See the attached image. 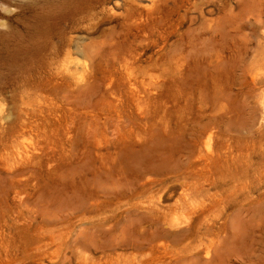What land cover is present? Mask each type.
Returning a JSON list of instances; mask_svg holds the SVG:
<instances>
[{
	"label": "rangeland",
	"instance_id": "1",
	"mask_svg": "<svg viewBox=\"0 0 264 264\" xmlns=\"http://www.w3.org/2000/svg\"><path fill=\"white\" fill-rule=\"evenodd\" d=\"M111 1L0 0V264H264L262 0Z\"/></svg>",
	"mask_w": 264,
	"mask_h": 264
},
{
	"label": "bare ground",
	"instance_id": "2",
	"mask_svg": "<svg viewBox=\"0 0 264 264\" xmlns=\"http://www.w3.org/2000/svg\"><path fill=\"white\" fill-rule=\"evenodd\" d=\"M121 1V0H120ZM123 2H124V4H125V2H129L130 1V3H131V5H133L134 6V4H135V2H136V0H135V2L133 1V2H131L132 0H122ZM120 2L119 3V0H115V2L113 3L112 1V3H113V5H116L117 3H119V4H117L116 6H117V9L116 10H119L118 9V7L121 5V7H120V11L121 10H124V9H121V8H123L122 7V4L121 3H123V2ZM261 1V0H260ZM137 3H139V1H137ZM124 4H123V6H124ZM156 4H158V1H156V0H149V6L150 7H152V6H159L160 7V5L158 4V5H156ZM147 5V6H148ZM109 6H111V5H109ZM108 6V7H109ZM149 6L146 8V9H143L142 11H140V12H138V13H136V14H134V16L132 17V18H134V20H133V23H132V25L134 26V27H136V28H134V29H136L137 31H139V30H142V27H144L145 26V24H147V23H150V18H152L153 20L154 19H156L155 18V14H156V11H155V9H156V7L155 8H151V9H149ZM112 7V6H111ZM128 7H130V6H128ZM132 7V6H131ZM135 7L136 8H138L137 6H136V4H135ZM159 7H157V11H158V8ZM114 8V7H113ZM116 8V7H115ZM136 8L134 9V8H132L133 10H136ZM258 8H260L259 6H258ZM131 9V10H132ZM161 8H159V10H160ZM260 11H258L259 13H258V15L257 16H255V18L256 19H258V18H260L262 15H264L263 13H264V0H262L261 1V9H259ZM111 11H115L114 9H112ZM127 11V10H126ZM128 11H129V9H128ZM161 11V10H160ZM163 11V10H162ZM161 11V12H162ZM119 12V11H118ZM121 13H124V12H120V13H115V14H117V15H115L114 14V17L112 18L111 16H113V14L111 15L110 14V17L112 18V19H114L116 16L118 17V16H120V15H123V16H125V14L126 13H124V14H121ZM129 13V12H128ZM159 13V12H158ZM128 16V15H127ZM161 16V15H160ZM160 16L158 15V17L160 18ZM186 16H187V13H185L182 17H181V20H179V22L176 24V29H178L179 27H180V25H181V22H182V20L184 21L185 19H186ZM107 17H109V16H107ZM258 17V18H257ZM262 18V17H261ZM260 18V19H261ZM107 19V18H106ZM110 19V18H109ZM112 19L110 20V21H112ZM157 20V19H156ZM259 20V19H258ZM106 21H108V23H110V21L109 20H106ZM105 21V22H106ZM256 22H257V20H256ZM107 23V22H106ZM105 23V24H106ZM107 23V24H108ZM112 23V22H111ZM106 24V25H107ZM258 24V23H257ZM126 25V24H125ZM99 27L101 26V23L98 25ZM97 26V27H98ZM128 26H129V24L127 23V28H128ZM147 26V25H146ZM261 26H263L264 27V22L262 21V25ZM97 27H96V29H97ZM120 27H121V25H120ZM125 26H122V28H124ZM92 28V27H91ZM91 28H89V30L91 31V30H93V29H91ZM93 28H95V25H94V27ZM130 28H131V26H130ZM130 28H128L129 30H131ZM132 28V29H133ZM99 29V28H98ZM125 29H126V27H125ZM122 30V29H121ZM84 31V30H83ZM94 31H97V30H95L94 29ZM120 33H122L121 31H120ZM146 33V32H145ZM170 34H171V32H169ZM149 34V33H148ZM162 35V34H161ZM134 36H135V34H134ZM145 36H147V35H145ZM144 36V37H145ZM142 37V36H141ZM162 37H164L163 35L160 37L161 39H162ZM167 37H168V35H167ZM112 38V37H111ZM143 39H145L146 40V38H143ZM111 40V39H110ZM144 40V41H145ZM140 41L143 43V41L140 39ZM119 43V42H118ZM106 44V43H105ZM110 44V43H109ZM111 46H112V44H110ZM109 45V46H110ZM75 46V45H74ZM105 46V45H104ZM108 46V47H109ZM110 46V47H111ZM114 46V45H113ZM115 46H116V44H115ZM114 48V47H113ZM98 49H100V48H98ZM102 49V48H101ZM100 49V50H101ZM99 50V51H100ZM79 51V49L77 48V52ZM81 52V51H80ZM85 52V51H84ZM98 52V51H97ZM106 52V51H105ZM113 53H115V52H113ZM130 53H131V51H130ZM129 53V55H130V58L128 59V58H126L125 60V66H128V65H132V64H134V63H136V62H138L139 60H140V57L142 56L141 55V53L140 52H138V53H136V51L135 52H133V54H130ZM74 54H76V52L74 53ZM79 52H78V54H76L75 55V57L78 55L79 56ZM90 53H83V55L81 56L82 57V63H80V61H79V59L77 60V59H72V56L74 57V55H73V53H71V51L70 50H68L67 51V53H66V55H65V58L63 59V64H70V65H73L74 66V71L72 72V76L74 77V80L77 82L78 80L77 79H83V78H91V76H92V73H93V67H96V65H95V60L93 59L94 58V54L92 55V57H90V55H89ZM103 54V53H102ZM112 54V53H111ZM119 54V53H118ZM126 54V53H125ZM81 55V54H80ZM127 55V54H126ZM129 55H127V56H129ZM102 56V55H101ZM106 55H104V56H102V57H105ZM115 56H117L116 54H115ZM119 56H120V54H119ZM122 56V55H121ZM120 56V57H121ZM124 56V55H123ZM122 56V57H123ZM95 57H97V56H95ZM112 57V56H111ZM114 57V56H113ZM118 57V56H117ZM120 57H118V58H120ZM120 58V59H118L117 61L119 62V63H121V61H123L124 59L123 58H125L126 56H124L123 58ZM114 58H116V57H114ZM114 58H111L112 60L114 59ZM96 59V58H95ZM117 59V58H116ZM122 59V60H121ZM112 60H110V63H111V61ZM119 60H121V61H119ZM181 60H183L182 61V63H184L183 65H181V67H182V70L180 71V73L186 68V65H187V61H186V59H185V57H183V59H181ZM98 61H100V60H98ZM109 61V60H108ZM107 61V62H108ZM127 62V63H126ZM73 63V64H72ZM94 63V64H93ZM98 63V62H97ZM108 64V63H107ZM93 65H95V66H93ZM65 67V66H64ZM67 68V70H68V66L66 67ZM71 69V68H70ZM95 70V69H94ZM125 70L126 71H129V68L128 67H126L125 68ZM118 73V70L117 69H115L114 68V74H117ZM121 73V72H120ZM132 72H130L129 74H131ZM106 75V74H105ZM76 76V77H75ZM93 77V76H92ZM83 82V81H82ZM89 82H90V80H89ZM88 82V83H89ZM78 83V82H77ZM80 83V82H79ZM83 83H87L86 81L85 82H83ZM77 85H79V84H77ZM84 85V84H83ZM86 85V84H85ZM76 86V85H75Z\"/></svg>",
	"mask_w": 264,
	"mask_h": 264
}]
</instances>
